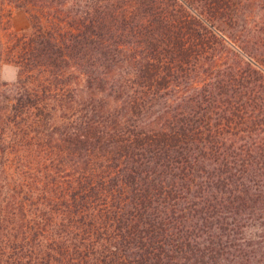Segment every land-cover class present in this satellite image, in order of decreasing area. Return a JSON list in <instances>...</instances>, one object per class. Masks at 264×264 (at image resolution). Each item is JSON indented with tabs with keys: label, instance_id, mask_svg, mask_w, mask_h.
I'll return each mask as SVG.
<instances>
[{
	"label": "trees",
	"instance_id": "obj_1",
	"mask_svg": "<svg viewBox=\"0 0 264 264\" xmlns=\"http://www.w3.org/2000/svg\"><path fill=\"white\" fill-rule=\"evenodd\" d=\"M8 3L0 264H264V0Z\"/></svg>",
	"mask_w": 264,
	"mask_h": 264
},
{
	"label": "rangeland",
	"instance_id": "obj_2",
	"mask_svg": "<svg viewBox=\"0 0 264 264\" xmlns=\"http://www.w3.org/2000/svg\"><path fill=\"white\" fill-rule=\"evenodd\" d=\"M185 8L194 13L187 6ZM3 10L4 23L0 25V83L13 85L18 81L20 70L14 58L4 56V49L15 37L29 34L33 30L32 12L9 3L4 5Z\"/></svg>",
	"mask_w": 264,
	"mask_h": 264
}]
</instances>
